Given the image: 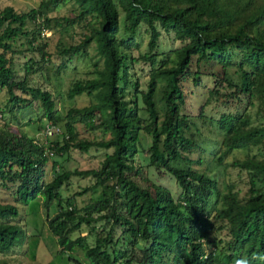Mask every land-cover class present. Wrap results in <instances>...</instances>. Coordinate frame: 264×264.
<instances>
[{
  "label": "trees",
  "instance_id": "16d2710c",
  "mask_svg": "<svg viewBox=\"0 0 264 264\" xmlns=\"http://www.w3.org/2000/svg\"><path fill=\"white\" fill-rule=\"evenodd\" d=\"M67 2L68 14L53 24L49 9ZM119 9L126 32L133 34L139 24L149 29L148 51L141 56L150 64L144 90L128 73L129 51L137 43L118 39ZM76 20L83 28L77 43H59L50 52L55 28L66 31ZM155 24L184 42L158 63L151 54L159 35ZM90 44L96 50L91 76L73 80L66 93L69 99L84 94L90 103L71 109L61 131L50 92L28 81L36 72L57 76ZM18 55L21 75L13 67ZM53 56L60 60L49 73ZM203 74L211 83L193 116L200 125L213 126L204 111L211 100L239 109L214 121L219 151L206 159L191 158L200 127L183 112L184 81L198 86ZM0 91L6 95L0 118L37 107L54 123L38 125L40 135L38 122H29V135L0 119V186H13L14 201L22 204L40 197L45 211L55 200L57 212L46 222L65 264H83L74 255L78 249L87 264H264V0H40L26 10L0 7ZM74 116L95 135L81 137ZM46 125L55 130L46 134ZM91 147L110 150L97 168L70 171L52 161V178L43 183L51 156ZM135 156L146 164H136ZM221 165L248 173L241 196L220 174ZM70 176L93 182L62 199L59 189ZM153 176H170L178 193ZM96 187V198L78 207L74 197ZM18 213L14 202L0 201V264H13L9 255L25 237ZM220 224L228 228L224 241L213 235Z\"/></svg>",
  "mask_w": 264,
  "mask_h": 264
},
{
  "label": "rangeland",
  "instance_id": "374dc122",
  "mask_svg": "<svg viewBox=\"0 0 264 264\" xmlns=\"http://www.w3.org/2000/svg\"><path fill=\"white\" fill-rule=\"evenodd\" d=\"M40 0H0V7L11 6L16 11L26 10L29 6H36ZM70 8V3L60 4L52 9H49L47 16L51 19V22L54 24V20L57 17H61L68 14ZM120 11V9H119ZM120 15V26L118 32V39H126L132 37L134 42L137 43V47L132 48L129 51L131 61L129 62V76L131 79H137L139 84V89L144 90L146 87V82L148 80V75L150 71L149 61L142 59V55L146 54L148 51L147 44L149 39V29L145 24H139L133 34H130L124 30V24L122 23V12H119ZM55 28V27H54ZM155 28L158 31V38L156 40L155 48L152 50L151 54L155 55V61L158 63L160 59H166L172 56V51L178 49L183 45L184 42L177 39L173 32L163 30L158 24H155ZM82 21L76 20L74 23L67 27L66 31H57L55 28L54 33L50 37L49 41V51L52 52L55 49V45L59 43L75 44L80 38V33L82 32ZM43 34L48 36L49 31H44ZM94 44H90L86 49V54L79 56H73L69 61H65L66 67L60 71L57 76H45L43 77L41 73H33L28 83L33 85H38L42 89L48 90L55 100V111L59 114L61 121L55 125L59 127L62 131L61 125L68 120V114L71 109H77L83 107L90 103V98L84 94L75 96L72 99H69L66 95L67 90L75 79H82L91 76L90 71L92 69L94 57H96V50ZM52 63H48L49 73L54 72L56 65L59 63L60 58L57 56L52 57ZM23 59L21 55H18L15 58L14 69L18 75L22 74L21 64ZM101 61L98 58L97 64L100 65ZM201 84L195 86L191 83L190 78L184 81L183 89L185 91L183 112L190 115V119L198 125L199 131L195 133V141L198 143L199 148L194 151L191 158L196 156L206 159L208 155L219 151L217 137L221 134L220 131L214 129V121L219 117L221 113L238 112V108L226 109L223 105L216 103L211 100L205 107V116L207 118V123L212 124L213 126L208 128L207 126L200 125V120L195 119V115L198 105L205 100L206 89L210 86V79L206 74H203L201 77ZM130 92V90H129ZM6 103V95L4 91H0V108L3 109V106ZM12 125H17L21 127L27 134L32 135L31 125L34 123L44 126L47 123H52L51 121L45 120L42 117L41 110L37 107L34 108H24L13 112L10 114L4 112L3 116L0 118ZM256 117L253 116V120ZM77 120V121H76ZM73 125L76 127L77 131L82 137H92L95 135L93 132L84 131L82 123L85 121L83 118L74 116ZM29 122L33 124H29ZM54 124V123H52ZM42 126H38L39 129L37 133L40 134ZM63 126V125H62ZM36 133V131H35ZM42 135V134H40ZM57 140H60V135H55ZM106 137V136H103ZM148 143V141H147ZM110 150L103 149L99 147H91L85 152H81L76 149H70L67 153L60 156H51L50 159L44 164L42 181L43 183L47 182L52 178L53 170L51 168V162L55 161L56 165L68 170H84L97 168L100 162L103 159L104 154L109 153ZM232 154H228L224 157L223 163H228L230 161ZM134 162L136 164L145 165V161L140 159V157L135 156ZM221 165L219 167L220 174H226L229 176V181L233 184L234 190L240 192L241 196L246 188V182L248 180V173L240 172L236 169L228 168L225 171L222 169ZM153 180L156 183H160L168 188L173 194L178 193L179 189L174 184L173 179L170 176H164L163 178H157L153 176ZM93 182L91 177H80V176H70L68 179L69 184L63 185L62 189H59L60 197L68 198L73 196L75 191H79L82 187L91 185ZM66 188V190L63 189ZM14 190L13 186L7 188L0 186V201L2 202H11L15 203L18 208L17 223L23 228L25 232V237L21 241V244L18 247L13 248L10 258H8L9 263L13 264H65L62 259L56 254L57 246L53 237L51 236L47 228V219L52 217L57 212V205L55 200L51 201L46 207V211L43 208L42 201L40 197H36L33 201L28 202L27 204H22L14 201V196L12 191ZM100 187H96L93 192L85 193L82 195H77L74 197L75 203L78 207L82 203L88 201L89 199H94L100 193ZM219 225V224H217ZM222 225L221 229H218L213 232L215 239L226 240L228 239V228L225 224ZM121 232V230H120ZM117 230V235L120 234ZM81 235H86V231L83 230ZM139 242V245L143 246V242ZM118 247L123 248V245L120 243ZM77 258L82 261L83 264H87V261L84 259L82 252L78 249L75 254ZM67 264V263H66ZM70 264V263H68Z\"/></svg>",
  "mask_w": 264,
  "mask_h": 264
},
{
  "label": "built area",
  "instance_id": "2783aa9c",
  "mask_svg": "<svg viewBox=\"0 0 264 264\" xmlns=\"http://www.w3.org/2000/svg\"><path fill=\"white\" fill-rule=\"evenodd\" d=\"M44 130L46 134H50L51 132L55 130V128L51 125H46Z\"/></svg>",
  "mask_w": 264,
  "mask_h": 264
}]
</instances>
